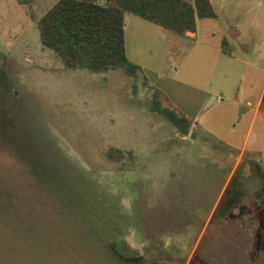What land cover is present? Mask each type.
Returning a JSON list of instances; mask_svg holds the SVG:
<instances>
[{
  "label": "rangeland",
  "instance_id": "rangeland-1",
  "mask_svg": "<svg viewBox=\"0 0 264 264\" xmlns=\"http://www.w3.org/2000/svg\"><path fill=\"white\" fill-rule=\"evenodd\" d=\"M57 1L33 0V15ZM250 19L239 24L246 50L231 44L249 63L264 58ZM199 36L219 40L202 23ZM144 43L138 53L129 43L128 56L149 69L150 87L146 72L69 70L43 46L30 7L0 0V264H264V109L254 118L256 101L219 103L182 137L151 110L153 88L218 92L224 72L211 79L215 56L183 43ZM117 237L141 257H116Z\"/></svg>",
  "mask_w": 264,
  "mask_h": 264
},
{
  "label": "trees",
  "instance_id": "trees-1",
  "mask_svg": "<svg viewBox=\"0 0 264 264\" xmlns=\"http://www.w3.org/2000/svg\"><path fill=\"white\" fill-rule=\"evenodd\" d=\"M32 1L19 0V3L30 7L43 46L53 51L67 69L88 70L94 74L123 70L133 78L143 75V70L128 56V14L178 36L195 33L199 20L220 18L212 0H58L37 19L31 10ZM231 47L229 40L223 39V53L233 56ZM144 84L150 87L145 76ZM153 89L151 110L167 119L182 137H195L194 122L177 109L164 107L162 98L166 95ZM261 108L264 109V97ZM132 155L130 152V157ZM124 157V152L119 149L112 148L107 152V158L114 163H120ZM118 238L114 244L117 255L113 252L116 257L126 261L141 257L139 250L131 247L125 239Z\"/></svg>",
  "mask_w": 264,
  "mask_h": 264
},
{
  "label": "crops",
  "instance_id": "crops-1",
  "mask_svg": "<svg viewBox=\"0 0 264 264\" xmlns=\"http://www.w3.org/2000/svg\"><path fill=\"white\" fill-rule=\"evenodd\" d=\"M212 2L220 18L199 20L195 33H188L186 36H178L180 38L171 36L169 33L172 32L142 18H128L129 14L126 17V44L128 53L129 43H131L133 50L138 53V50L144 48V39L156 35L161 39L167 38L171 46L177 45V48L178 45L180 46V43H183L184 52L192 50L193 52H203L205 56H207V54L215 56V67L211 79L217 78L219 70L224 72H220L219 74V77L222 79L221 88L218 92H212L210 89L201 91L193 88L191 85H187L191 89L187 91V95L189 94V96L186 98L183 93V96L181 94L184 87L179 85V81L174 82V88L168 83H157V87L169 98L168 101H171V103L169 101L171 108L177 109L194 122L193 130L195 133H199L198 128H200L202 124L203 117L214 108L213 106L216 107L219 103L226 102L239 106L244 102L247 104V107L251 108L255 105L254 102L256 101L254 108L255 118L262 110L261 105L264 97V58L259 55L256 57L257 59L255 58L249 63L245 58L241 57L238 52L236 53V51H234L233 56H229L222 51L223 39H228L235 49L238 48L243 52L246 50L247 44L243 43V34L239 24L245 21V17L250 15L252 28L251 45L256 48V56L261 54L264 45V41H262L264 34L261 36L260 33L262 29H264V24L261 23L264 21V12L262 14H260V12L255 13L257 12L255 9L256 7L264 8V0H212ZM248 6L251 10L245 11L243 8ZM201 23L202 25H206L207 29L209 28V30H211V36L214 38L219 34V40L215 42L212 40L203 41L199 36ZM263 32L264 31H262V33ZM131 60L142 68L143 74H145V72L148 74L149 69L145 67L143 62L138 58ZM216 65L219 68L218 70L216 69ZM173 68L179 70L177 66ZM248 68L252 69V75L248 77L247 80L246 73ZM227 77L232 79H228ZM147 79L151 81L149 74ZM208 86H210V83ZM232 87L236 88L233 93L230 89ZM203 133L206 136H215V132L211 129H205Z\"/></svg>",
  "mask_w": 264,
  "mask_h": 264
}]
</instances>
